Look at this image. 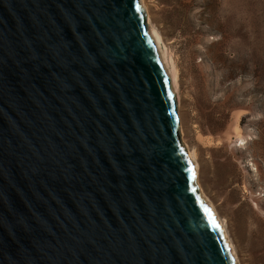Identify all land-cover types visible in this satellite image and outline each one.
I'll use <instances>...</instances> for the list:
<instances>
[{
	"label": "water",
	"instance_id": "water-1",
	"mask_svg": "<svg viewBox=\"0 0 264 264\" xmlns=\"http://www.w3.org/2000/svg\"><path fill=\"white\" fill-rule=\"evenodd\" d=\"M142 0H0V264H236Z\"/></svg>",
	"mask_w": 264,
	"mask_h": 264
},
{
	"label": "rangeland",
	"instance_id": "rangeland-1",
	"mask_svg": "<svg viewBox=\"0 0 264 264\" xmlns=\"http://www.w3.org/2000/svg\"><path fill=\"white\" fill-rule=\"evenodd\" d=\"M146 2L179 71L181 136L197 152L199 187L241 264H264V0Z\"/></svg>",
	"mask_w": 264,
	"mask_h": 264
},
{
	"label": "bare ground",
	"instance_id": "bare-ground-1",
	"mask_svg": "<svg viewBox=\"0 0 264 264\" xmlns=\"http://www.w3.org/2000/svg\"><path fill=\"white\" fill-rule=\"evenodd\" d=\"M142 3H143V6L145 7L146 11L148 12V6H147L146 0H142ZM147 17H148V24L150 25L151 32H152L155 40L157 41L158 45L161 48V51H162V54H163V58H164V62H165V66H166V69H167V71H168V73L170 75L172 86H173V90L175 92V95H176V98H177V102H178V107H179L180 103H181V101H180V92H179V71H178L177 67L175 66V63H174V61H173V59H172V57H171V55L169 53V50H168L166 44L164 43V40H163L161 34L158 32V30L155 27H153L152 21H151V18L149 16V14H148ZM181 129H182V124H181ZM241 132H242L241 127L238 126L237 127L238 135H241ZM186 149L188 151L189 157L191 158V160L193 161V163L195 165V171H196V174H197V178H199L200 165H199V162H198V159H197V152L194 151V150H189L188 147ZM200 192H201L204 200L208 204L211 212L217 217V219L219 221V224L222 227L224 236L226 238V241L228 243V246H229V248L231 250V253H232L233 257H234V260H235L236 264H241L239 256H238L237 251H236V248H235L233 242L231 241V238L229 237L225 222L221 219L216 207L211 202V200L206 196V194L204 193L202 188H200Z\"/></svg>",
	"mask_w": 264,
	"mask_h": 264
}]
</instances>
